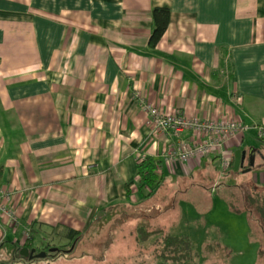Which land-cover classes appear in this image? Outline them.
Masks as SVG:
<instances>
[{
  "label": "crops",
  "instance_id": "obj_1",
  "mask_svg": "<svg viewBox=\"0 0 264 264\" xmlns=\"http://www.w3.org/2000/svg\"><path fill=\"white\" fill-rule=\"evenodd\" d=\"M155 7L170 17L151 46ZM145 102L165 114L234 119L244 128L221 150L169 163L173 139L153 131ZM258 125L264 0H0V190L11 195L16 215L0 216L9 251L0 262L28 260L23 247L71 252L79 239L66 251L68 228L81 237L119 204L151 200L155 206L141 216L171 211L183 226L199 215L204 185L233 168L236 150L245 152L239 168L251 172L250 187L264 188V153L247 150ZM221 152L230 158L226 171ZM146 157L158 161L161 180L139 189L137 162ZM193 193L192 207L173 205ZM140 226L167 234L148 219L138 222L135 240L151 249L153 235L138 241ZM147 256L137 264H170Z\"/></svg>",
  "mask_w": 264,
  "mask_h": 264
},
{
  "label": "rangeland",
  "instance_id": "obj_2",
  "mask_svg": "<svg viewBox=\"0 0 264 264\" xmlns=\"http://www.w3.org/2000/svg\"><path fill=\"white\" fill-rule=\"evenodd\" d=\"M254 147L264 153V140L254 137ZM250 171L243 168H230L227 173H220L215 181L204 185L201 207L195 212L199 215L190 217L182 226V220L173 212H150L154 217H143L140 210L155 204L148 200L136 208L119 204L113 206L109 215L83 234L71 252H51L45 257L13 258L11 264H137L148 262L152 253L149 243H137L135 227L138 222L150 221L152 228L157 226L163 233L172 236L184 234L192 241L196 256L187 260L188 264H264V233L255 211L247 203V194L251 191L248 184ZM200 188V187H198ZM202 189V188H201ZM214 189V190H212ZM195 193L177 196L174 206L184 204L193 206ZM155 195V194H153ZM179 198H185L179 200ZM191 200V201H190ZM162 204V203H161ZM163 205V204H162ZM210 211L211 215L203 214ZM264 226V225H263ZM96 227L99 231H95ZM101 230V231H100ZM153 235V236H152ZM151 241L160 235L155 232ZM149 236V237H150ZM148 238H145L146 241ZM6 239L0 229V260L7 258L9 251ZM4 245V246H3ZM150 246V248H149ZM258 250L262 253L258 255ZM8 251V252H7ZM159 260V259H158Z\"/></svg>",
  "mask_w": 264,
  "mask_h": 264
},
{
  "label": "built area",
  "instance_id": "obj_3",
  "mask_svg": "<svg viewBox=\"0 0 264 264\" xmlns=\"http://www.w3.org/2000/svg\"><path fill=\"white\" fill-rule=\"evenodd\" d=\"M143 111L149 116L153 131L169 134L172 137L165 159L169 163L186 162L190 158L205 156L215 149L223 146L233 137L242 132L244 125L234 119H200L187 117L181 110L165 114L157 106L150 103L142 104ZM184 131H189L191 136L185 139ZM258 138L264 140V126H257ZM222 153V152H221ZM142 160V159H141ZM220 165L223 171L230 167V158L221 155ZM7 216L15 221L16 215L11 207V195L0 190V216ZM26 234H28L26 232Z\"/></svg>",
  "mask_w": 264,
  "mask_h": 264
},
{
  "label": "trees",
  "instance_id": "obj_4",
  "mask_svg": "<svg viewBox=\"0 0 264 264\" xmlns=\"http://www.w3.org/2000/svg\"><path fill=\"white\" fill-rule=\"evenodd\" d=\"M170 17V10L165 7H155L152 9L153 30L150 35L149 44L154 46L164 34ZM232 163V162H231ZM158 161L152 157H146L137 162V173L139 175L138 187L139 189L158 185L160 176L157 173ZM247 203L251 207L250 211H255L258 215L259 222L264 225V188L259 189L256 186L251 188L247 194ZM145 226H140L137 229V238L142 242L148 238L151 233L147 232ZM67 235L71 239V243L66 247L69 249L73 241H77L80 233L76 230L68 228ZM50 246H45L43 250L46 254L50 252ZM65 247H60L56 251L51 252L57 254L63 252ZM36 252H40L39 250ZM196 253L192 246V241L188 236H172L170 234H161L158 239H155L152 244L153 257L162 262L170 264H188L187 260H193ZM23 258V257H22ZM2 263L0 264H11Z\"/></svg>",
  "mask_w": 264,
  "mask_h": 264
},
{
  "label": "water",
  "instance_id": "obj_5",
  "mask_svg": "<svg viewBox=\"0 0 264 264\" xmlns=\"http://www.w3.org/2000/svg\"><path fill=\"white\" fill-rule=\"evenodd\" d=\"M244 157H245V152L240 151V150H236L235 151L234 163H233L234 170H237L239 168V166L242 165V161H243ZM253 158H254L253 153L249 154V165H250V167L253 165V162H252ZM73 246H74V244H72V246L66 251L72 250ZM57 249L58 248H56V247H50L48 249V251L49 252H54ZM34 252H35L34 248L29 250L27 247H23V248L20 249L19 254L24 256V257H27L29 259H31L33 257H45L47 255L45 251H40L38 253H34Z\"/></svg>",
  "mask_w": 264,
  "mask_h": 264
}]
</instances>
